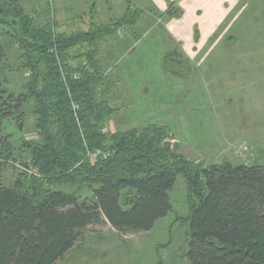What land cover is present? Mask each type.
Listing matches in <instances>:
<instances>
[{
    "label": "trees",
    "instance_id": "obj_1",
    "mask_svg": "<svg viewBox=\"0 0 264 264\" xmlns=\"http://www.w3.org/2000/svg\"><path fill=\"white\" fill-rule=\"evenodd\" d=\"M19 2L0 0V165L21 152L35 173L0 187V264H55L77 235L103 220L148 233L172 212L179 177L189 215L176 223L189 225L188 264H264V167H201L173 150L169 132L157 125L105 134L116 110L100 97L105 79L95 48L115 28L55 34ZM12 57L16 72L29 73L23 85L8 74ZM31 117L38 138L15 144L5 124L23 132ZM86 192L89 201L82 200Z\"/></svg>",
    "mask_w": 264,
    "mask_h": 264
},
{
    "label": "rangeland",
    "instance_id": "obj_2",
    "mask_svg": "<svg viewBox=\"0 0 264 264\" xmlns=\"http://www.w3.org/2000/svg\"><path fill=\"white\" fill-rule=\"evenodd\" d=\"M19 4L37 25L53 26L55 34L115 28L95 48L105 79L100 97L116 110L105 134L157 125L169 132L173 150L201 167L225 162L264 167V0ZM124 18L125 25L116 28ZM7 63L12 84L23 85L29 73L15 71V57ZM79 64L74 61L72 68ZM82 68L89 65L83 62ZM74 77L78 80L79 74ZM34 121L28 118L23 132L16 122L6 123L5 132L15 144L22 138L36 140ZM29 170L18 152L15 162L0 165V187L24 181L35 173ZM186 191L179 177L170 194L173 210L152 231L115 230L103 220L77 235L74 248L55 264H188L189 225L176 223L189 215ZM82 195L88 201L92 196Z\"/></svg>",
    "mask_w": 264,
    "mask_h": 264
},
{
    "label": "crops",
    "instance_id": "obj_3",
    "mask_svg": "<svg viewBox=\"0 0 264 264\" xmlns=\"http://www.w3.org/2000/svg\"><path fill=\"white\" fill-rule=\"evenodd\" d=\"M211 20V19H210ZM210 23V21H208ZM210 37V36H209ZM205 40V39H204Z\"/></svg>",
    "mask_w": 264,
    "mask_h": 264
}]
</instances>
